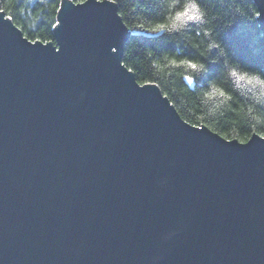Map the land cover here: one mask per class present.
Instances as JSON below:
<instances>
[{"label": "water", "instance_id": "obj_1", "mask_svg": "<svg viewBox=\"0 0 264 264\" xmlns=\"http://www.w3.org/2000/svg\"><path fill=\"white\" fill-rule=\"evenodd\" d=\"M8 17L0 264H264V143L193 125L139 83L114 2L61 0L55 41Z\"/></svg>", "mask_w": 264, "mask_h": 264}, {"label": "trees", "instance_id": "obj_2", "mask_svg": "<svg viewBox=\"0 0 264 264\" xmlns=\"http://www.w3.org/2000/svg\"><path fill=\"white\" fill-rule=\"evenodd\" d=\"M60 3L61 0H0V10L12 17L26 37L47 42L55 41L53 25ZM114 3L130 31L123 44L122 62L139 83H155L181 117L193 125H206L228 139L264 134V86L258 82L250 86L232 75L233 71H246L244 64L264 61V54H253L258 41L264 39L254 16L257 9L253 0H219L217 10L211 14L201 8L197 13L201 19L191 31L183 24L172 28L176 12L188 6L187 0ZM158 24L168 28L160 33L146 31ZM229 27L230 47L222 46L216 52L219 37ZM233 53L239 59H234ZM201 57L217 62L214 74L193 73L187 65L180 64L185 59L200 64ZM184 76H193L197 83L190 88Z\"/></svg>", "mask_w": 264, "mask_h": 264}, {"label": "snow or ice", "instance_id": "obj_3", "mask_svg": "<svg viewBox=\"0 0 264 264\" xmlns=\"http://www.w3.org/2000/svg\"><path fill=\"white\" fill-rule=\"evenodd\" d=\"M114 0H96V4H104V3H113ZM239 3L240 0H237ZM62 3L65 4V0H62ZM68 3V0H67ZM76 3L78 4H84L85 0H76ZM188 6H186L182 11H178L175 14L174 21L175 23L172 25V28H175L176 25L183 24L186 28V30L191 31L194 29L196 25V21L200 20L201 17L197 15L198 11L201 8H204L206 11H208L209 14L211 12H214L217 10L219 0H187ZM245 8H247V3H245ZM254 16L256 18L257 23H264V6L258 5L257 10L254 12ZM9 20L12 19L11 16L8 17ZM61 26V25H60ZM53 27H56V25H53ZM168 26L164 24H158L154 26L151 29H148L146 31H149L151 33H160L164 32ZM231 32V27H229L225 34L221 35L219 37L221 43L215 46L216 52H219V49L223 47H230V41L228 39L227 33ZM194 34V33H193ZM261 36L264 37V33H261ZM35 43V41H33ZM113 53H116L118 50L116 47H113L111 49ZM134 55L136 53H133ZM254 55H261L264 54V39H260L258 41V47L254 50ZM234 59H239L235 56L233 53ZM201 60L203 63H196L193 62L191 59H185L181 60V65H187L189 69L193 71V73H199L201 71L208 72L214 74L217 68V62L215 61H209L205 57H201ZM173 64L176 63V61H172ZM242 64H244L243 61H241ZM244 67L246 71L243 73H237L236 71L232 72L233 76H238V79L241 82H245L250 86H255V83L258 82L261 86H264V61L260 63H247L244 64ZM131 71V69H129ZM251 73V75L249 74ZM184 80L187 82L188 85H195L197 81L193 78V76H186L184 77ZM221 96H224L225 93L221 90H217ZM231 99V97H229ZM254 137L257 139L255 142L264 143V134L261 133H254L253 136H248L246 139H241L238 141L240 145H244V148L250 147L252 143L254 142ZM227 139V137H224ZM231 143V141H229Z\"/></svg>", "mask_w": 264, "mask_h": 264}]
</instances>
